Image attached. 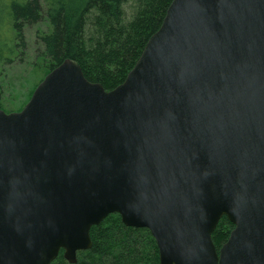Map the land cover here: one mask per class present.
Returning a JSON list of instances; mask_svg holds the SVG:
<instances>
[{
	"label": "water",
	"instance_id": "95a60500",
	"mask_svg": "<svg viewBox=\"0 0 264 264\" xmlns=\"http://www.w3.org/2000/svg\"><path fill=\"white\" fill-rule=\"evenodd\" d=\"M111 214L161 264H264V0H173L123 84L68 59L0 109V264H75Z\"/></svg>",
	"mask_w": 264,
	"mask_h": 264
},
{
	"label": "trees",
	"instance_id": "16d2710c",
	"mask_svg": "<svg viewBox=\"0 0 264 264\" xmlns=\"http://www.w3.org/2000/svg\"><path fill=\"white\" fill-rule=\"evenodd\" d=\"M129 2L133 3L134 14L126 21L124 5ZM172 2L9 0L0 18V78L2 68L23 52L24 25L44 21L48 31L38 36L46 72L41 81L70 59L79 63L88 81L111 91L125 82L151 37L161 29ZM0 109H4L1 98ZM234 228L227 217L220 220L213 233L218 251ZM91 240V248L78 252L75 264H161L159 247L151 232L126 226L119 214H111L99 226H94ZM52 264L70 263L62 250Z\"/></svg>",
	"mask_w": 264,
	"mask_h": 264
},
{
	"label": "rangeland",
	"instance_id": "374dc122",
	"mask_svg": "<svg viewBox=\"0 0 264 264\" xmlns=\"http://www.w3.org/2000/svg\"><path fill=\"white\" fill-rule=\"evenodd\" d=\"M9 0H0V18L4 16ZM133 3L124 5L125 20H131L134 10ZM48 31L46 22L24 25L23 36L25 45L23 52L9 65L1 70L0 98L3 104L1 109L6 113L16 112L30 101L35 88L42 81L45 68L40 58L42 44L39 34ZM41 81V82H40Z\"/></svg>",
	"mask_w": 264,
	"mask_h": 264
}]
</instances>
